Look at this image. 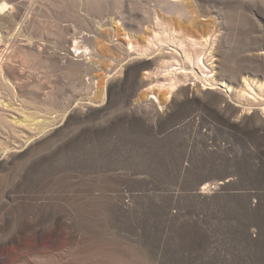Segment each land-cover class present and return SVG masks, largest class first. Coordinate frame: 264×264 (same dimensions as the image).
I'll return each mask as SVG.
<instances>
[{
  "label": "rangeland",
  "instance_id": "374dc122",
  "mask_svg": "<svg viewBox=\"0 0 264 264\" xmlns=\"http://www.w3.org/2000/svg\"><path fill=\"white\" fill-rule=\"evenodd\" d=\"M1 3L0 264H264V0Z\"/></svg>",
  "mask_w": 264,
  "mask_h": 264
},
{
  "label": "bare ground",
  "instance_id": "6f19581e",
  "mask_svg": "<svg viewBox=\"0 0 264 264\" xmlns=\"http://www.w3.org/2000/svg\"><path fill=\"white\" fill-rule=\"evenodd\" d=\"M2 7H6V4H5V3H1V4H0V8H2ZM1 13H2V12H1ZM158 35H159V34H158ZM73 52H74V51H73ZM262 59H263V58H262ZM184 73H185V72H184ZM186 73H187V71H186ZM210 77H214L213 74H211ZM204 80H205V79H204ZM208 85H212V84H210L209 81H208ZM223 85H225V84H223ZM204 86H205V85H204ZM205 87H206V86H205ZM205 89H207V88H205Z\"/></svg>",
  "mask_w": 264,
  "mask_h": 264
}]
</instances>
